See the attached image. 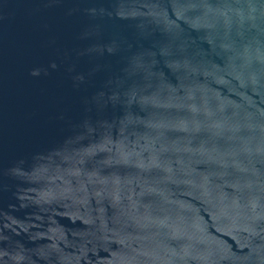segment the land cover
Returning a JSON list of instances; mask_svg holds the SVG:
<instances>
[{
	"label": "water",
	"instance_id": "water-1",
	"mask_svg": "<svg viewBox=\"0 0 264 264\" xmlns=\"http://www.w3.org/2000/svg\"><path fill=\"white\" fill-rule=\"evenodd\" d=\"M0 264H264V0H0Z\"/></svg>",
	"mask_w": 264,
	"mask_h": 264
}]
</instances>
